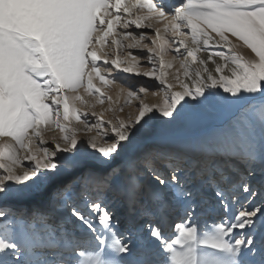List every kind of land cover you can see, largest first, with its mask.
Returning <instances> with one entry per match:
<instances>
[{
	"label": "snow or ice",
	"instance_id": "1",
	"mask_svg": "<svg viewBox=\"0 0 264 264\" xmlns=\"http://www.w3.org/2000/svg\"><path fill=\"white\" fill-rule=\"evenodd\" d=\"M0 138V264H264V0H0Z\"/></svg>",
	"mask_w": 264,
	"mask_h": 264
},
{
	"label": "rangeland",
	"instance_id": "2",
	"mask_svg": "<svg viewBox=\"0 0 264 264\" xmlns=\"http://www.w3.org/2000/svg\"><path fill=\"white\" fill-rule=\"evenodd\" d=\"M148 34H149V35H152L151 31H149ZM138 51H139V50H134V52H137V53H138ZM98 63H102V61H101V62H98ZM145 67L149 68L150 65H149V64H142V65H141V69H143V68H145ZM226 74H227V72H226ZM119 75H120V76H124L125 78H127L128 76H131V75H133V74L119 73ZM110 78H111V77H110ZM134 78H136V77H134ZM97 86H98V87L100 86V85H99V82H97ZM125 87H127V84H125ZM102 91H108V94H110V95L113 97V103H115L116 101H119V103H121V104L124 103V96H123L122 93H120V91H119L118 88H116V87H109L108 89H102ZM151 92L158 93V94L161 93V92H158V90H157L156 88H152V89H150L147 93H151ZM142 95H144V97L146 96V94H142ZM86 98L89 100V102H90L91 104H94V107H88V108H87V111H89V112H91V111L102 112L103 109L106 108L107 105H108V101H107V99H105V103H104V105H100V104H98V103H94V97H86ZM133 103H136V102L133 101ZM81 107H83V106H81ZM125 111H128V106H127V105L125 106ZM103 115H104V119L107 120V119L112 115V113H111V112H104ZM82 118H83V117H82ZM75 124H76V123H75V121H74V122H73V126H75ZM28 164H29L28 161L24 162V166L27 167ZM140 173H142V171H141ZM140 173L137 175L136 179H137V181L143 186V184L141 183V179H140ZM177 221H179V220H178V219H174V220H173V224H175ZM37 223H38V222H37ZM209 223H211V221H209ZM77 226H79V225H77ZM80 227H81V226H80ZM168 234H169V236L172 237L173 239L175 238V235H174L172 229H169ZM131 235H132V240H133L134 242L138 243V244H139V243H144V242H146V241H145L146 233L141 232L139 229H134V230L132 231Z\"/></svg>",
	"mask_w": 264,
	"mask_h": 264
},
{
	"label": "bare ground",
	"instance_id": "3",
	"mask_svg": "<svg viewBox=\"0 0 264 264\" xmlns=\"http://www.w3.org/2000/svg\"><path fill=\"white\" fill-rule=\"evenodd\" d=\"M248 52H250V50H247V49H244V48L240 49V54H242V55L247 56ZM199 55H201L203 57V56L206 55V53L202 51L201 53H199ZM169 58H170V56H169ZM145 68H147V67H145ZM145 68H143V69H145ZM144 98H145V101L149 102V103L160 104V103L163 102V94H162V92L160 94H156L154 92L146 93V96ZM75 123H76L75 127H80V125L77 122H75ZM52 135H56L57 137H59V135H60L59 130L56 129L54 126H53L51 132L45 134V137H46V139H48L49 144H51ZM79 135L83 136L84 133H79ZM89 135H91V133H89ZM0 139H7V138H0ZM24 162H26V161H24ZM157 166L159 167L160 165L157 164ZM140 179H141V183L143 184L144 187H148L149 186L150 177L148 176V173L146 171H142V173H140ZM13 203H16V202H13ZM122 212H126V209L122 208ZM177 222H179V221H177ZM75 227L77 229H79L80 225L79 226L75 225Z\"/></svg>",
	"mask_w": 264,
	"mask_h": 264
}]
</instances>
